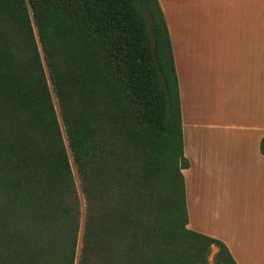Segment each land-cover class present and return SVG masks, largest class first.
Wrapping results in <instances>:
<instances>
[{"label": "trees", "instance_id": "16d2710c", "mask_svg": "<svg viewBox=\"0 0 264 264\" xmlns=\"http://www.w3.org/2000/svg\"><path fill=\"white\" fill-rule=\"evenodd\" d=\"M187 167L157 0H0V264H237Z\"/></svg>", "mask_w": 264, "mask_h": 264}, {"label": "crops", "instance_id": "0c3cea01", "mask_svg": "<svg viewBox=\"0 0 264 264\" xmlns=\"http://www.w3.org/2000/svg\"><path fill=\"white\" fill-rule=\"evenodd\" d=\"M177 75L187 227L264 264V0H157Z\"/></svg>", "mask_w": 264, "mask_h": 264}, {"label": "rangeland", "instance_id": "374dc122", "mask_svg": "<svg viewBox=\"0 0 264 264\" xmlns=\"http://www.w3.org/2000/svg\"><path fill=\"white\" fill-rule=\"evenodd\" d=\"M75 179H76V186H77V189L79 188V183L77 181V178H76V175H75ZM78 246L80 247V237H79V241H78ZM211 264V263H210Z\"/></svg>", "mask_w": 264, "mask_h": 264}, {"label": "water", "instance_id": "95a60500", "mask_svg": "<svg viewBox=\"0 0 264 264\" xmlns=\"http://www.w3.org/2000/svg\"><path fill=\"white\" fill-rule=\"evenodd\" d=\"M152 37V36H151Z\"/></svg>", "mask_w": 264, "mask_h": 264}]
</instances>
